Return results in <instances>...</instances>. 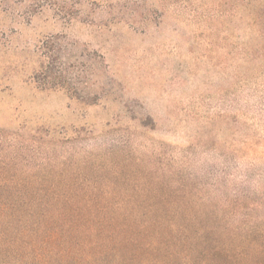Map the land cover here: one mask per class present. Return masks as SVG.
Listing matches in <instances>:
<instances>
[{"label": "rangeland", "instance_id": "1", "mask_svg": "<svg viewBox=\"0 0 264 264\" xmlns=\"http://www.w3.org/2000/svg\"><path fill=\"white\" fill-rule=\"evenodd\" d=\"M0 264H264V0H0Z\"/></svg>", "mask_w": 264, "mask_h": 264}, {"label": "trees", "instance_id": "2", "mask_svg": "<svg viewBox=\"0 0 264 264\" xmlns=\"http://www.w3.org/2000/svg\"><path fill=\"white\" fill-rule=\"evenodd\" d=\"M50 2H51V4L58 5L59 0H50ZM74 12H75V10H73L72 8L67 11V13L69 15H71V14L73 15Z\"/></svg>", "mask_w": 264, "mask_h": 264}]
</instances>
